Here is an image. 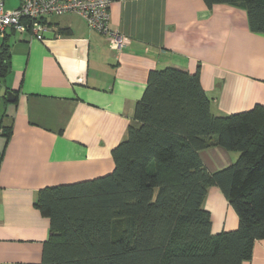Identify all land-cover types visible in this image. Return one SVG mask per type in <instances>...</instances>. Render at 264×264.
Wrapping results in <instances>:
<instances>
[{"label": "crops", "instance_id": "crops-1", "mask_svg": "<svg viewBox=\"0 0 264 264\" xmlns=\"http://www.w3.org/2000/svg\"><path fill=\"white\" fill-rule=\"evenodd\" d=\"M0 2L7 10L20 5ZM109 11V28L128 39L120 51L76 14L48 17L42 41L10 30L0 39V55L8 54L0 68V264H40L50 233L36 206L40 190L111 174L112 150L139 126L134 105L151 71L198 72L215 116L264 106V34L249 29L245 10L203 0H111ZM199 157L214 173L238 155L211 147ZM202 206L213 235L237 228L218 187ZM242 264H264V240Z\"/></svg>", "mask_w": 264, "mask_h": 264}, {"label": "trees", "instance_id": "trees-1", "mask_svg": "<svg viewBox=\"0 0 264 264\" xmlns=\"http://www.w3.org/2000/svg\"><path fill=\"white\" fill-rule=\"evenodd\" d=\"M203 1L245 10L249 29L264 34V0ZM133 117L139 126L112 150L111 174L38 192L50 229L40 264L249 261L264 240V106L215 116L198 72L167 67L149 73ZM211 147L238 157L210 173L199 152ZM212 186L237 215L234 231L211 233L202 205Z\"/></svg>", "mask_w": 264, "mask_h": 264}, {"label": "built area", "instance_id": "built-area-1", "mask_svg": "<svg viewBox=\"0 0 264 264\" xmlns=\"http://www.w3.org/2000/svg\"><path fill=\"white\" fill-rule=\"evenodd\" d=\"M110 4L111 0H20L18 8L7 10L0 2V39L10 30L42 41L48 17L76 14L90 30L105 36L111 49L120 51L128 39L109 28Z\"/></svg>", "mask_w": 264, "mask_h": 264}, {"label": "water", "instance_id": "water-1", "mask_svg": "<svg viewBox=\"0 0 264 264\" xmlns=\"http://www.w3.org/2000/svg\"><path fill=\"white\" fill-rule=\"evenodd\" d=\"M7 96H8V97H7V100H8V101H12V98H10V97L12 96V94L9 93Z\"/></svg>", "mask_w": 264, "mask_h": 264}, {"label": "rangeland", "instance_id": "rangeland-1", "mask_svg": "<svg viewBox=\"0 0 264 264\" xmlns=\"http://www.w3.org/2000/svg\"><path fill=\"white\" fill-rule=\"evenodd\" d=\"M36 40V39H35ZM38 41V40H37ZM10 54V53H9Z\"/></svg>", "mask_w": 264, "mask_h": 264}]
</instances>
